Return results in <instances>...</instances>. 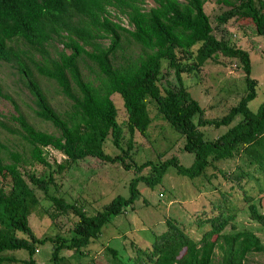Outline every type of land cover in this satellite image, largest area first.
I'll use <instances>...</instances> for the list:
<instances>
[{
    "label": "trees",
    "instance_id": "obj_1",
    "mask_svg": "<svg viewBox=\"0 0 264 264\" xmlns=\"http://www.w3.org/2000/svg\"><path fill=\"white\" fill-rule=\"evenodd\" d=\"M144 1L0 0V60L16 67L33 96L35 115L58 131L54 134L37 129L19 114L17 133L29 145V160L49 166L45 149L53 147L65 156L57 169L68 168L86 157L120 163L128 169L125 158L133 147V136L136 132L146 135L152 121L149 102L184 137V149L194 155L190 166H184L176 157L135 164L137 172L149 166L150 174L132 178L127 197L116 195L95 214L88 215L76 202L50 194L52 173L45 177L22 172V154L10 152L9 162L0 159V264L13 259L4 252L17 249L28 253L24 264H36L35 250L46 241L52 243L51 264H62L67 254L84 257L85 248L100 236L111 217L123 213L137 198V184L160 182L169 165L179 175L192 179L204 175L207 167L221 159L241 157L264 174V99L256 111L249 108L257 87L251 77L249 52L215 37L203 7L206 0H153L155 5L150 8L144 7ZM224 1L229 8L216 17L219 23L249 18L256 34L264 37V0ZM122 17L127 26L121 22ZM124 38L127 45L139 46V51L124 53ZM218 53L239 61L245 73V93L226 114L209 119L190 94L183 75L199 71ZM162 60H167L173 70L176 86L162 88L159 84ZM82 65L94 78L85 77ZM34 71L53 80L70 99L67 111L60 113L51 105ZM114 93L123 100L127 113L124 125L117 119L111 98ZM0 96L10 99L1 89ZM238 115L240 120L231 126ZM207 125L227 129L208 141L200 130ZM124 131L128 134L126 148L122 146ZM108 136L121 155L105 151ZM244 176L239 174L234 179L241 185ZM36 190L51 202L45 211L53 219L69 211L77 217L67 235L38 237L34 233L29 217L40 206ZM244 199L250 219L264 226V210L247 194ZM235 214L233 202L223 192L216 203L212 202L210 212L200 209L192 214L196 225H208L199 239L190 236L179 221L167 217L165 230L152 233L145 246L132 243L133 255L125 261L116 249L106 246L109 264H213L216 249L220 250L218 264H244L249 253L264 251V243L252 231L236 229Z\"/></svg>",
    "mask_w": 264,
    "mask_h": 264
},
{
    "label": "rangeland",
    "instance_id": "obj_2",
    "mask_svg": "<svg viewBox=\"0 0 264 264\" xmlns=\"http://www.w3.org/2000/svg\"><path fill=\"white\" fill-rule=\"evenodd\" d=\"M154 5L153 0L144 1L145 8ZM203 7L216 38L225 39L232 45L249 52L251 77L257 81V87L256 96L248 106L252 111H256L264 99V37L256 34L249 18H232L226 23H219L216 17L229 8L224 0H206ZM121 22L127 26L124 17ZM123 40L124 53L133 54L139 51V46L134 43L127 45L126 39ZM20 43L21 47H26L24 43ZM58 47L60 48V45ZM51 51L50 54L53 56L55 51L53 48ZM178 56L181 57L182 53L178 52ZM81 68L85 77L94 78V74L90 73L85 65ZM34 76L57 111L64 113L70 108V99L59 91L53 80L39 75L36 71ZM244 77V70L238 60L218 53L217 56L207 59L199 71L184 73L183 80L192 97L203 108L204 117L211 119L223 116L238 102L245 93ZM159 84L162 88L177 85L176 77L169 68L167 60H162ZM0 89L2 93L10 96V99L0 96V159L9 162L10 152L21 153L24 159L23 164L20 165L22 172H34L37 176L45 177L52 173L50 194L62 196L67 202H76L88 215L95 214L116 195L127 197L132 178L150 174L149 166L137 172L134 169L135 164H141L146 160L156 163L171 157H176L184 166H190L194 161L193 153L184 149V137L174 131L159 115L155 105L149 102L148 109L152 121L146 135L138 132L134 134L133 147L129 157L125 158V162L130 166L128 169H125L123 164L102 161L96 157H86L73 162L68 168L57 169L58 164L64 163L65 156L53 147L45 149L50 164L45 166L29 160V145L17 133L20 125L16 117L19 114L23 115L37 129L54 134H58V131L50 122L35 115L36 105L33 96L25 87L16 67L2 60H0ZM111 98L117 108V119L121 125H124L127 113L123 100L118 93L112 94ZM240 118V115L236 116L231 126ZM226 129V126L200 127L204 138L208 141L219 136ZM127 139L128 134L124 131L123 148L127 146ZM104 149L112 156L121 155V150L112 143L110 136L105 141ZM239 174L245 175L240 181L241 185L234 179ZM137 188L139 190L137 198L125 208L123 213L111 217L100 236L85 248L86 255L81 258L78 255L67 254L62 264H90V262L109 264L110 256L105 250L106 246L116 249L122 258L120 259L125 261L129 255H133L132 243L145 246L147 237L165 230L167 217L179 221L180 226L190 236L199 239L208 225L201 227L196 225L192 214L200 212V209L210 212L212 202L216 203L223 192L235 206L236 229L250 230L264 243V226L250 219L247 211L248 203L244 199L247 194L261 211L264 210V174L241 157L221 159L215 162V166L207 167L204 175L192 179L179 175L176 169L169 165L160 182L147 186L140 181ZM35 192L40 199V206L29 217V225L34 233L38 237H53L57 233L67 235L77 217L69 211L53 219L45 211L51 202L44 198L42 191ZM226 230H229V227H226ZM18 234L25 237L22 233ZM51 251L50 241L37 246L33 256L36 264H51L49 261ZM4 254L12 256L14 260L3 264H24L23 260L28 259V253L24 249L9 250ZM219 257L220 250L216 249L213 264H218ZM244 264H264V251L249 253Z\"/></svg>",
    "mask_w": 264,
    "mask_h": 264
}]
</instances>
